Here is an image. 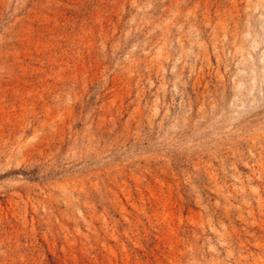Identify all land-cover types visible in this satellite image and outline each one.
<instances>
[{
	"label": "rangeland",
	"instance_id": "374dc122",
	"mask_svg": "<svg viewBox=\"0 0 264 264\" xmlns=\"http://www.w3.org/2000/svg\"><path fill=\"white\" fill-rule=\"evenodd\" d=\"M0 264H264V0H0Z\"/></svg>",
	"mask_w": 264,
	"mask_h": 264
}]
</instances>
